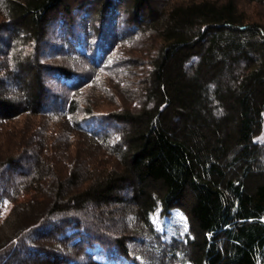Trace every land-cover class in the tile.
<instances>
[{"label": "trees", "instance_id": "16d2710c", "mask_svg": "<svg viewBox=\"0 0 264 264\" xmlns=\"http://www.w3.org/2000/svg\"><path fill=\"white\" fill-rule=\"evenodd\" d=\"M0 14V130L29 121L0 150V221L20 206L0 264H264V15L235 0H0ZM114 81L126 104L100 115L84 92Z\"/></svg>", "mask_w": 264, "mask_h": 264}, {"label": "rangeland", "instance_id": "374dc122", "mask_svg": "<svg viewBox=\"0 0 264 264\" xmlns=\"http://www.w3.org/2000/svg\"><path fill=\"white\" fill-rule=\"evenodd\" d=\"M163 1V0H162ZM177 1H186V0H177ZM214 1H219L221 3L227 1V0H214ZM237 2V5L239 6L240 8V11L242 12H245L246 13V16L248 18L252 17L254 19H257L258 17H261L262 15H264V7H261L259 8V6H257L253 1L251 0H235ZM93 13V12H92ZM91 13V14H92ZM77 14V13H76ZM90 14V15H91ZM76 16V15H75ZM77 17L79 16H76V20L78 21ZM87 20V23L88 26H90L93 22V17L92 16H89V14L87 15V17L85 18ZM120 20H123L122 18ZM2 16L0 14V23L2 22ZM105 23V22H104ZM97 24V23H96ZM127 25H123L122 22L119 21V28L118 30H124L126 28ZM99 28H102V27H99L96 29V31H98ZM52 31L53 33H55L56 31V28H52ZM104 33L106 34H110V31L108 29H105L104 30ZM108 39V38H107ZM111 41H115V39L113 38ZM146 43V42H145ZM145 49H143L144 51ZM143 51H136L134 52V57L138 58L140 56H144V52ZM59 52V51H58ZM64 52V51H62ZM65 54V53H63ZM67 55V54H66ZM46 61H49V63H52V61H54V63H62L64 64L65 62L67 63V60L64 59L63 57V61H65L64 63L57 60V59H54V60H49L48 58L45 59ZM148 69V66L147 64H144L143 66H140L138 68L139 70V75L138 77L139 78H143V77H146V73H147V70ZM128 80H132L131 77H128L127 78ZM16 81V80H15ZM116 85V86H115ZM110 87V91H111V94H106L104 95L105 93H101L97 90H92L90 88H87L86 89V92L84 93H90V92H93V96L92 97H95L96 99H100L99 100V103L98 105L95 107V109L97 111H99V113H101L100 115H103V114H109L111 113L112 111H114L115 109H117V107H120V106H125L126 104V101H125V97H127L128 95H126L125 92H121V91H126L127 89H129L130 87V84L126 85V84H121L120 82H115L112 83V84H109L108 85ZM132 86H134V89L137 90L138 88H141V85H136V84H133ZM115 87V88H114ZM138 87V88H137ZM122 88V90L120 89ZM106 89H108L106 87ZM136 101V100H135ZM135 101H133V105L135 103ZM30 121H32V124L35 126H38V124L40 123V127L42 126V122L43 120L42 119H30ZM28 119L25 118L24 116L22 117V119H20L19 121L15 122L12 127H9V128H14V131L17 132V130L19 128H24L26 127V124H28ZM38 122V123H37ZM45 123V122H43ZM54 126L56 127H59V124H54V123H51V128L54 129ZM41 130V129H40ZM55 130V129H54ZM13 131V129H12ZM11 130H8V131H1L0 130V150L1 151H4L5 149L4 148H10V147H15L14 143L19 140L20 136H21V133L16 136V135H13L11 134L12 133ZM13 131V132H14ZM41 131H36L35 133L33 132V134H31V141H32V146H33V149H37L39 147V140H40V136H41ZM74 142V145L72 146V149H76L78 144H86L84 146V149L86 148H89L91 147L90 144H88L86 141H84L82 138H75L73 139ZM258 142L260 143H264V132L262 133V135L258 138ZM76 147V148H74ZM62 159L63 160H67L68 161V155H69V151L67 152H62ZM25 164V163H24ZM8 174H10L8 172ZM7 173L4 174L3 176V179L7 177L8 175ZM7 209V210H6ZM9 207L7 208L6 206L2 207V211L3 212H7L9 211ZM19 211H20V206H18L16 208V210H14L13 214L11 215V217L9 219H6L3 217V219L0 221L1 222V225H0V245L4 244L11 236H12V227H13V223H14V220H15V217H16V214H19ZM6 214V213H5ZM4 214V215H5ZM6 219V220H5ZM114 226H116L117 228H120V225H117L115 224Z\"/></svg>", "mask_w": 264, "mask_h": 264}]
</instances>
